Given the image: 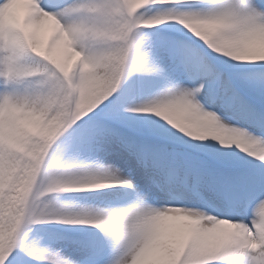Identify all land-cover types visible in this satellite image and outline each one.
<instances>
[{"label":"snow or ice","instance_id":"6c2138e0","mask_svg":"<svg viewBox=\"0 0 264 264\" xmlns=\"http://www.w3.org/2000/svg\"><path fill=\"white\" fill-rule=\"evenodd\" d=\"M221 130L264 146V0H0V264H264V151Z\"/></svg>","mask_w":264,"mask_h":264},{"label":"rangeland","instance_id":"374dc122","mask_svg":"<svg viewBox=\"0 0 264 264\" xmlns=\"http://www.w3.org/2000/svg\"><path fill=\"white\" fill-rule=\"evenodd\" d=\"M23 7L21 5L17 6V13L18 15H23ZM38 35L41 39L43 45L47 47L48 43L52 38V29L50 24H46L38 29ZM53 55L60 60L66 59V52L62 45H57L53 48ZM25 80L30 78H24ZM23 82L21 83L20 87H23ZM67 194H52L47 197H42L41 199L47 201L48 199H53L54 202L58 205H63L65 203ZM64 226V225H63ZM21 242L22 245L25 247H31L34 244L38 245L39 248L48 249L49 252H56L60 251L64 256H71L75 257L77 253L75 252L73 246L65 240H60L53 244L51 242L52 233L47 229H42L40 227H35V225H27L21 230ZM46 262V260H42Z\"/></svg>","mask_w":264,"mask_h":264},{"label":"clouds","instance_id":"9594fccd","mask_svg":"<svg viewBox=\"0 0 264 264\" xmlns=\"http://www.w3.org/2000/svg\"><path fill=\"white\" fill-rule=\"evenodd\" d=\"M217 134L223 136L225 139H229V140H232L233 142H237L238 146L242 147L245 150L253 151V152L254 151H264V146H260L252 142L238 140V138H236L233 134L227 131L221 130Z\"/></svg>","mask_w":264,"mask_h":264}]
</instances>
